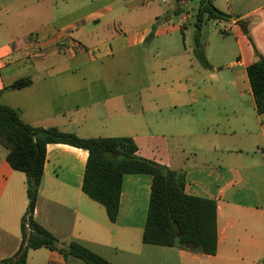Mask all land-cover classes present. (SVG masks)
<instances>
[{"label":"crops","instance_id":"obj_1","mask_svg":"<svg viewBox=\"0 0 264 264\" xmlns=\"http://www.w3.org/2000/svg\"><path fill=\"white\" fill-rule=\"evenodd\" d=\"M160 1L170 9L121 35L103 27L101 19L122 0L104 13H90L74 29L45 21L49 14L41 13V0H0V103L17 110L33 127L58 128L82 138H133L140 157L186 172L189 195L218 203L217 255L178 249L181 259L198 264H264V114L257 111L247 73L256 61L255 49L240 26L243 22L249 29L264 55V0H213L232 18L213 23L215 29L222 28L214 31L222 40L216 48L219 58L214 60L213 35L207 39L210 69L201 68L194 53L197 12L177 10L175 0H135L127 9ZM154 26L153 42L160 40V45L154 44L155 49L143 51L141 57L160 66L161 82L139 91V107L126 103L125 94L106 90L98 95L74 84L78 75L72 70L113 58V42H118L117 50L141 49ZM64 33L79 45L73 54L64 45ZM220 59L229 63L223 65ZM19 79H29L32 85L9 89ZM200 82L205 85L199 86ZM17 93L25 94L28 101L17 103ZM109 131L107 137L99 135ZM198 136L202 139L185 144ZM8 153L0 144V264L21 247V223L29 204L26 175L11 167ZM88 157L83 149L48 145L37 222L61 246L75 241L101 256V249L139 256L153 177H124L119 216L112 223L106 209L82 190ZM27 264H80V260L43 248L31 250Z\"/></svg>","mask_w":264,"mask_h":264},{"label":"trees","instance_id":"obj_2","mask_svg":"<svg viewBox=\"0 0 264 264\" xmlns=\"http://www.w3.org/2000/svg\"><path fill=\"white\" fill-rule=\"evenodd\" d=\"M198 1L194 16V53L206 69L211 65L206 56L209 23L228 21L232 17L219 10L213 0ZM177 10H180L178 7ZM240 26L253 44L256 61L247 68L257 111L264 114V55L255 46L249 29ZM153 27L147 40L155 36ZM32 85L29 79L15 81L9 89L22 90ZM0 144L9 149L7 161L26 175L28 208L22 219L23 241L19 251L2 264H27L31 250L49 249L66 259L73 257L84 264H113L79 242L61 246L59 240L36 218L40 189L45 175L47 147L65 144L88 151L83 179V192L102 205L112 223L120 212L123 181L127 174H148L153 177L150 203L143 234V243L150 246L177 248L192 254L216 256L218 253V203L189 195L185 171L172 170L156 161L138 155L139 148L131 137L82 138L58 128L33 127L25 123L19 112L0 103Z\"/></svg>","mask_w":264,"mask_h":264},{"label":"rangeland","instance_id":"obj_3","mask_svg":"<svg viewBox=\"0 0 264 264\" xmlns=\"http://www.w3.org/2000/svg\"><path fill=\"white\" fill-rule=\"evenodd\" d=\"M116 0H41V13L45 12L47 15L45 21H50L53 26L57 28L67 27L74 29L84 24V19L92 12L98 11L104 13L110 4ZM131 2L135 0H122V2L114 9V12L107 17L101 19L103 27L113 28L115 32L123 34L122 32L129 31L130 29H136L140 25L144 24L147 20L157 13L167 11L170 9L168 3H150L146 5H137L133 11H128V6H133ZM176 7L181 9V12H197L200 3L198 1L184 2L178 4L177 1H173ZM131 4V5H130ZM54 6V9H53ZM53 9V11H52ZM54 15V18L51 16ZM92 20V19H91ZM209 23L207 30V37H212L211 56L214 60H218L216 54V48L220 45L222 35L214 31L222 30V28H216L213 24ZM94 25V23H92ZM154 38L149 40L141 49H129L125 48L117 50V43L113 42L115 47V56L107 59L103 62L86 63L82 66L72 70V73L77 74L74 84L81 86V88L88 90L89 92L95 91L98 95L105 94L106 90L113 94H125V101L135 107L141 105L139 98V91L149 89L155 84L161 82L157 72L160 66L152 60H144L141 57L143 51H148L155 45H160V40ZM155 44V45H154ZM155 47L153 48V50ZM220 61L223 65H227L229 60L223 59ZM201 68H205L199 62ZM225 72H230L227 66H224ZM80 76H85L82 79ZM199 86H204L201 84ZM37 88V87H36ZM49 89V88H48ZM17 103L27 102L26 95L23 93H17ZM3 101V100H2ZM47 112L50 108L45 109ZM105 137L111 135V132H100ZM111 138V137H108ZM202 136L196 138L186 139L185 144L191 146L194 140H201ZM177 142V141H176ZM174 142V144H177ZM182 154V153H181ZM180 154V155H181ZM178 156L183 159L184 156ZM105 259L113 264H198L190 261L189 258L181 259L179 256V250L175 248L159 247L143 245V250L139 256H133L124 252H119L118 255L111 254L108 250H98ZM101 256V255H100ZM80 264H84L80 261Z\"/></svg>","mask_w":264,"mask_h":264},{"label":"built area","instance_id":"obj_4","mask_svg":"<svg viewBox=\"0 0 264 264\" xmlns=\"http://www.w3.org/2000/svg\"><path fill=\"white\" fill-rule=\"evenodd\" d=\"M223 31H227V29H224ZM63 34V33H62ZM64 45L66 46L67 51H69L71 54L75 53L76 49L79 48L78 43L75 39H73L69 34L64 33ZM40 37L38 34L35 35L36 44L40 47ZM63 41V40H62ZM99 51V50H98ZM263 165H264V153H263Z\"/></svg>","mask_w":264,"mask_h":264},{"label":"water","instance_id":"obj_5","mask_svg":"<svg viewBox=\"0 0 264 264\" xmlns=\"http://www.w3.org/2000/svg\"><path fill=\"white\" fill-rule=\"evenodd\" d=\"M177 2L179 1V0H176Z\"/></svg>","mask_w":264,"mask_h":264}]
</instances>
